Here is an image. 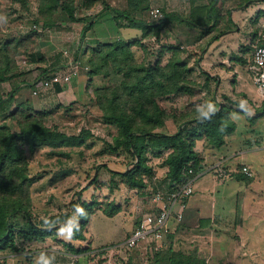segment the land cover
<instances>
[{"label":"rangeland","instance_id":"374dc122","mask_svg":"<svg viewBox=\"0 0 264 264\" xmlns=\"http://www.w3.org/2000/svg\"><path fill=\"white\" fill-rule=\"evenodd\" d=\"M84 1L73 0L77 18H89L92 14L97 16L104 4L99 0L84 7L81 3ZM106 2L118 9L127 8V0ZM149 8L148 6L143 11L139 10L135 16L152 21L148 16ZM37 9V0H0V43L9 41L8 51L24 80L33 81L44 70L60 72L68 60L74 57L78 47L86 53L83 57L79 55L78 60L86 64L83 58L89 55L97 69L95 68V73L89 79L88 68L82 65L79 75L66 83L70 85L64 84V89L69 87L76 91L74 97L70 90L69 93L57 94L55 89L48 90L45 94L48 96H35L31 94L32 88L37 85L35 84L30 85L28 98L20 99L28 101L38 111L45 110L43 122L46 126L56 127L67 135L82 134L83 131H89L91 135L79 144L71 141L57 146L42 143L30 147L23 144L27 178L22 182L18 195L29 198V217L20 213L13 219L16 248L0 249V264H69L72 260L75 264H150L155 252L141 248L125 252L114 246L126 237L147 208L143 195L150 193L148 184L157 172L161 179L164 177L166 166L163 162L170 147L147 150V165L153 168L154 174L152 180L146 175L142 176V181L146 184L143 187L131 186L121 181H118L117 186H111V176L107 168L123 171L131 166L134 159L123 148H115L119 128L111 115L117 114L118 108L109 107L110 98L113 93L118 94L115 103L128 108L137 92L138 78L142 73L140 66L152 67L153 76L146 81L147 84H152L150 91L166 106L169 114L172 112L176 117L193 108L201 111L209 109L210 103L206 99L210 97L212 89L199 81L200 75L197 71L187 67L190 62L187 49H180L181 52L178 49L175 55L173 51L163 48L158 35L154 38L148 34L143 38L133 39L129 47L111 52L105 44H97L92 29L85 33L81 42L77 37L83 22L71 21L59 7L51 12L47 10L49 8L42 10L46 15L52 14L51 26H44L40 14L38 22L34 20ZM104 24L101 22V25ZM112 32L116 36L117 30L112 29ZM76 42L80 43L76 45ZM2 52L0 50V55ZM29 52H41L42 59L31 62ZM175 59L186 70L181 79L188 82L191 95L178 90H170L164 95L157 92L158 81L168 86L165 72ZM81 82L84 85L80 91L73 83L78 85ZM3 87L8 88V84ZM173 116L163 118L164 123L155 131L166 134L175 132L180 121H176ZM95 177L94 183L92 181ZM114 178L119 180L116 176ZM198 193L199 190L195 188L187 201L185 214L192 211L194 204L201 202ZM78 197L83 202H92L94 207L84 224L81 240L70 238L68 226L49 236L27 231V218L42 226L52 215L68 212L74 215L77 212L73 211V207ZM111 204L118 210H112ZM170 219H175L173 214ZM178 224L176 230L168 231L164 236L161 250L165 251L169 246L175 250H186L185 245L193 244L190 242L194 238L191 234L193 222L182 219ZM23 231L29 232L28 236L23 235ZM228 236L230 238V234ZM110 244L107 249L102 248ZM68 245L76 248L78 252H71Z\"/></svg>","mask_w":264,"mask_h":264},{"label":"crops","instance_id":"0c3cea01","mask_svg":"<svg viewBox=\"0 0 264 264\" xmlns=\"http://www.w3.org/2000/svg\"><path fill=\"white\" fill-rule=\"evenodd\" d=\"M149 7H158L164 14L165 21L158 33L163 48L169 52L186 48L190 58L187 67L197 71L199 81L212 89L206 99L210 108L199 110V113L225 105L233 124L219 146L211 145L205 137L195 139L193 151L198 164L190 196L197 188V196L202 200L185 214L188 196L181 218L173 213L175 219L167 220L163 236L157 242L158 250H152L159 251L166 233L176 230L178 222L187 219L193 222L191 234L194 238L190 240L193 244L185 245L186 250H177L196 249L206 264H264V102L248 70L252 45L264 25V0H218L211 9L207 0L194 3L190 0H149ZM96 18L86 33L92 29L99 42L143 38L142 29L128 25L113 11H100ZM188 18L198 21L199 25L189 23ZM112 29L117 30L116 36ZM79 33L77 38L81 39V29ZM28 82L32 81L18 75L2 82L0 91L5 93L11 85L19 84L18 99L28 98L27 92L31 90L30 85H26ZM4 84H8V88H4ZM73 85L81 91L84 84ZM63 87L64 84H60V90L55 88V92L69 93L70 90L72 96L76 92ZM242 166H247L249 173L242 172ZM218 168L225 173H216ZM148 186L153 192L169 190L158 172ZM143 196L147 208L141 216L153 207L148 200L149 194ZM109 246L111 244L102 248ZM141 246L138 248L143 249L144 244Z\"/></svg>","mask_w":264,"mask_h":264},{"label":"trees","instance_id":"16d2710c","mask_svg":"<svg viewBox=\"0 0 264 264\" xmlns=\"http://www.w3.org/2000/svg\"><path fill=\"white\" fill-rule=\"evenodd\" d=\"M85 1L81 3H83L84 7H88L91 2L99 0ZM102 1L104 4H102L100 11H113L118 18L125 19L128 25L142 29L143 36L148 34L157 36L165 21L163 12L159 20L147 21L135 16L136 12L139 10L143 11L149 6V0H127L126 9H118L110 6L106 0ZM194 1L190 0L191 3H194ZM207 1L209 9L218 2V0ZM44 7L49 8L47 10L50 12L59 7L65 11L71 21H82L81 42L86 31L95 23L96 15L88 14L90 15L89 18H77L75 16L76 6L73 0H37L38 11L34 20L38 22V15L40 14L44 26L52 25L50 20L52 14H44L42 12L45 9ZM188 22L193 25H199L198 21L190 18H188ZM130 41L133 42V40ZM130 41L109 39L103 42L97 41V44H105L113 52L129 47ZM134 41L136 42L137 40ZM9 46V41L0 43V50L3 51L0 55V84L22 74V72L18 71V66L8 51ZM174 53L177 55V51ZM79 55L83 57L86 53H84V49L82 50L78 47L73 59H78ZM29 57L31 62H38L42 59L41 52H29ZM177 60H173L165 72L168 86L166 87L164 82L158 81L157 92L164 95L170 90H178V92L182 91L191 95L188 82L181 79L186 70ZM83 62L86 64H82L80 60V65L88 68L87 75L90 79L97 68L93 66L89 55L83 58ZM139 70L142 73L138 78L137 92L128 108L125 107L126 105L121 106L115 103L118 94L113 93L110 98L109 107L111 109L112 107L118 108L117 114L111 115L119 128V135L115 139V148H123L133 156L134 161L131 166L123 171L107 168L111 176L109 183L114 187L120 181L131 186L143 187L146 184L142 181V176L146 175L149 177L148 179L152 180L154 174L153 168L147 165V150L169 146L170 152L163 162L167 168L163 182L171 190L177 184L183 183L187 178H190L192 175L187 173V170L191 168L194 172L198 164V158L193 151L195 139L205 137L208 143L213 146H219L223 143L224 135L233 128L232 121L229 119L230 110L227 106L220 105L216 109L203 113H199V110L193 108L185 110L177 117L173 116L172 112L169 114L166 106L157 100L155 93L150 91L152 84H147L146 82L150 76H153L152 67L147 66L145 68L140 66ZM48 71L44 70L41 75L26 85L38 84L42 77L48 76L52 72L51 70L50 72ZM55 88L59 91V84H56ZM20 89L21 85L14 84L7 92L0 91V249L16 248L12 221L20 213H24L26 217H29V212L27 211L29 198H23L18 195L22 182L27 178V161L23 144H28L30 147H35L42 143L57 146L68 141L79 144L91 135L89 131H83L82 134L67 135L64 132H60L56 127L46 126L43 122L45 110L38 111L28 101L16 99ZM4 113L6 114L1 116ZM169 116H173L176 121H180L177 123L176 131L171 134L155 131L157 127L164 123L163 118ZM106 117L108 116L106 115ZM115 176L119 180L114 178ZM92 182H96V177ZM110 206L112 210H118L113 204ZM73 209V211L77 212L74 215L72 212L52 215L48 217V221L42 226L32 223L27 218V231L49 236L53 235L58 229L68 226L70 238L81 240L84 224L94 207L92 202H83L78 197ZM28 233L22 232L25 236H28ZM70 245L68 246L71 248V252H78L76 248ZM150 261V264H206L205 258L200 256L196 249L183 252L170 246L165 251L160 249L155 252Z\"/></svg>","mask_w":264,"mask_h":264},{"label":"built area","instance_id":"2783aa9c","mask_svg":"<svg viewBox=\"0 0 264 264\" xmlns=\"http://www.w3.org/2000/svg\"><path fill=\"white\" fill-rule=\"evenodd\" d=\"M162 15V11L158 7H150L148 10V16L152 20H159ZM80 69L81 65L78 59H69L60 72L52 71L48 76L42 77L39 83L32 88L31 94L35 96L47 94L48 90L55 89L56 84H66L77 77ZM248 70L258 94L264 102V25H261L257 33V39L252 45ZM241 171L247 174L249 173V168L242 166ZM187 173L192 176L187 178L183 183L177 184L171 190H157L153 192L151 189L148 200L150 203H153V207L141 216L127 237L114 246L116 249L126 252L144 244V250L148 249L151 251L154 248L158 250L157 242L163 236L167 220L173 213H176L177 218H181L185 200L192 192L193 170L189 168ZM216 173L223 175L225 172L222 168H218V172L216 171ZM69 264H75V261L72 260Z\"/></svg>","mask_w":264,"mask_h":264}]
</instances>
